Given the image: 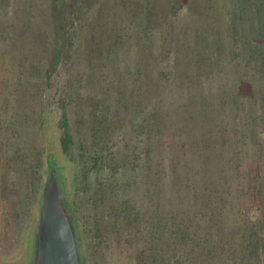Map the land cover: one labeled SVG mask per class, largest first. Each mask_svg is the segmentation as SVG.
<instances>
[{"label": "trees", "instance_id": "trees-1", "mask_svg": "<svg viewBox=\"0 0 264 264\" xmlns=\"http://www.w3.org/2000/svg\"><path fill=\"white\" fill-rule=\"evenodd\" d=\"M37 1L0 0V63L25 65L14 91L25 109L39 101L40 124L45 106L59 109V144L76 172L49 146L44 169L50 158L61 168L84 264H264V19L248 32L238 19L227 46L252 78L238 73L234 93L231 83L183 102L161 94L166 81L149 96L148 62L131 60L132 43H118L126 28L109 24L154 14L152 0H111L106 13L107 0ZM150 27L136 34L143 45ZM196 60L194 85L219 63ZM215 110L221 117L203 119Z\"/></svg>", "mask_w": 264, "mask_h": 264}, {"label": "rangeland", "instance_id": "rangeland-1", "mask_svg": "<svg viewBox=\"0 0 264 264\" xmlns=\"http://www.w3.org/2000/svg\"><path fill=\"white\" fill-rule=\"evenodd\" d=\"M35 1L38 4V1ZM99 1L101 3L102 0ZM152 2L155 9L152 12L154 14L150 16L141 20H131L126 16L121 18L119 14L114 20L111 18L113 22L109 23L126 28L122 36L118 37V43L121 40L132 43L134 48L128 57L134 62L140 57L145 59L144 62H148V73L139 79L142 85L152 87L148 88L149 96H154L155 81L167 82L168 86L162 88L161 94L169 97L172 95L184 100L183 102L207 94L215 98L223 87L231 83L233 85L230 86L233 87L226 93H234L236 78L239 76L238 73L243 75V68L242 65H236L238 63L235 59H229L230 57L226 55L227 46L230 47L232 42L230 35L238 19L246 20L247 32L251 21L264 19V0H189L186 5L173 10L169 9L168 0ZM111 4V0L105 2V13ZM148 25L154 32L152 42L143 45L142 38L136 39V34L140 27ZM106 31L105 35H108ZM205 32L209 36H206ZM217 44L224 46L221 51H217ZM195 50L198 53L197 57ZM210 53L213 61L219 60V63H215L211 72H207L203 66L204 76L194 85L195 78H192L191 69L200 66L201 62L196 59ZM220 59H224V63ZM7 63L12 64L10 61ZM7 63H0V262L17 264V261L25 260L29 252L30 229L43 178L46 146L55 151L58 160L72 165L71 174H75L76 167L61 151L60 129L56 125L59 109L53 103L45 106L50 118H46L45 122L40 124L37 119L43 108L39 101H34V108L25 109L22 106L24 102L20 104L19 94L14 91L16 86L20 87L25 65L19 63L13 69V65H6ZM184 66L187 67L189 76H186L188 71ZM12 71L16 75L12 76L15 79L10 77ZM171 73L179 77L178 82L170 79ZM242 77L247 79L248 75ZM51 89L55 90V87ZM209 115L205 114L203 119L213 122L211 118L217 120L219 116L221 117L217 110L212 116ZM50 119L52 134L49 141L47 137L50 134ZM130 160L127 162L128 165L134 166L135 161ZM70 168L68 167L69 171ZM84 194H77L79 196L77 197L81 198Z\"/></svg>", "mask_w": 264, "mask_h": 264}, {"label": "water", "instance_id": "water-1", "mask_svg": "<svg viewBox=\"0 0 264 264\" xmlns=\"http://www.w3.org/2000/svg\"><path fill=\"white\" fill-rule=\"evenodd\" d=\"M48 161L34 207L29 252L25 260L16 263L84 264L79 230L69 205L61 168L54 166L53 162L57 160L50 158Z\"/></svg>", "mask_w": 264, "mask_h": 264}]
</instances>
